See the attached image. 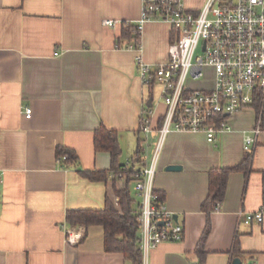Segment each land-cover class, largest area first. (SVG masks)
<instances>
[{
    "label": "crops",
    "instance_id": "0c3cea01",
    "mask_svg": "<svg viewBox=\"0 0 264 264\" xmlns=\"http://www.w3.org/2000/svg\"><path fill=\"white\" fill-rule=\"evenodd\" d=\"M182 2L196 11L205 0ZM141 5L142 0H0V264H129L121 252L104 250L101 225L70 226L65 213L103 208L107 197L117 200L112 179L90 180L78 170L110 165L109 153L94 149L100 124L118 131L121 161L141 137L148 147L143 166L151 162L165 105L154 93L157 84L142 83L135 57L163 62L174 32L168 22L150 20L142 26L138 49L127 40L117 46L122 22L134 23ZM104 19L116 22L105 25ZM149 98L151 129L145 136L139 126ZM24 107L31 108L29 115ZM256 119L252 107L235 114L232 129L215 142L202 132L166 134L153 188L176 214L183 237L150 248L144 264L199 261L195 248L206 222L200 204L208 171L243 159L244 134ZM58 146L76 153V167L60 165ZM250 156V170L229 174L224 199L210 214L203 264H231L235 257L240 264H264V130ZM168 165L180 169L166 170ZM257 212L261 221L244 222ZM80 225L83 237L67 243L66 229Z\"/></svg>",
    "mask_w": 264,
    "mask_h": 264
},
{
    "label": "built area",
    "instance_id": "2783aa9c",
    "mask_svg": "<svg viewBox=\"0 0 264 264\" xmlns=\"http://www.w3.org/2000/svg\"><path fill=\"white\" fill-rule=\"evenodd\" d=\"M150 20L169 22L174 38L163 62L149 64L141 55L135 57L142 83L157 84L165 105L151 162L135 173L142 260L156 244L183 237L182 224L153 188L156 161L166 134L173 130L202 132L208 141L215 142L219 134L232 129L231 118L250 107L256 110L257 119L244 134L246 153H252L264 130V0H205L196 11L186 9L182 0H142L134 24L140 32ZM115 22L102 21L105 25ZM132 47L138 49L139 45ZM198 49L201 52L197 53ZM199 79L202 84L192 86ZM24 113L29 115L31 108L24 107ZM151 116V109L141 116L145 136L151 129ZM66 157L63 154L61 158ZM114 176L113 172L108 175ZM117 177L123 179L121 174ZM253 219L261 221L262 212L248 213L243 220L249 223ZM82 237L81 225L66 229L67 243L76 244Z\"/></svg>",
    "mask_w": 264,
    "mask_h": 264
},
{
    "label": "trees",
    "instance_id": "16d2710c",
    "mask_svg": "<svg viewBox=\"0 0 264 264\" xmlns=\"http://www.w3.org/2000/svg\"><path fill=\"white\" fill-rule=\"evenodd\" d=\"M122 40L132 41L135 47L139 45L140 32L134 23L122 22L121 32L116 41L117 46H120ZM127 44L125 47H127ZM146 109H150V106ZM141 125L142 121H140L139 131H141ZM93 143L96 151H107L109 153V167L102 170H78L90 180L105 181L112 179L117 200L114 202L107 197L104 207L100 209H68L65 213V221L70 226L79 224L84 227L101 225L104 236V250L106 252H121L129 264H143L142 254L138 248L140 239V224L138 221L140 196L137 191L134 195L131 188V184L134 187L137 179L135 173L144 165L142 138H137L136 147L128 157L127 163L121 161L120 158L122 148L116 129L100 124L94 130ZM63 154H67L64 159L61 158ZM250 155L246 153L243 159L234 166H217L208 171V192L200 204V209L205 214L206 222L195 248V253L199 259L196 264H203V258L206 255L205 242L211 229L210 214L219 209L224 199L228 176L233 171H242L247 174L251 166ZM56 158L62 167H76L77 165L76 153L67 147L58 146L56 148ZM110 172L114 173L115 176L113 178L108 177ZM118 174L123 175V179L118 178ZM117 180L122 181V184L116 185ZM154 191L157 193L158 198L163 199L162 192L155 189ZM237 252L238 248L234 247L233 253Z\"/></svg>",
    "mask_w": 264,
    "mask_h": 264
},
{
    "label": "rangeland",
    "instance_id": "374dc122",
    "mask_svg": "<svg viewBox=\"0 0 264 264\" xmlns=\"http://www.w3.org/2000/svg\"><path fill=\"white\" fill-rule=\"evenodd\" d=\"M163 21H165V20H163ZM167 22V21H166ZM169 23V22H168ZM169 25H170V28L172 27L171 26V24L169 23ZM199 52H201V50L200 49H198L197 50V53H199ZM202 79H199V80H197V81H193V83H192V86H199V85H201L202 83ZM159 89H158V93H157V91H156V89H154V93H155V95H157L158 94V99L159 100H161V98H160V96H159ZM162 101V100H161ZM142 145H143V147H144V152H143V155L145 156V155H147V151H148V147H147V144H146V142H145V139H143V141H142ZM134 149H135V147H133V146H131L129 149H128V154H132L133 153V151H134ZM129 155V156H130ZM133 187V184H131V188Z\"/></svg>",
    "mask_w": 264,
    "mask_h": 264
},
{
    "label": "water",
    "instance_id": "95a60500",
    "mask_svg": "<svg viewBox=\"0 0 264 264\" xmlns=\"http://www.w3.org/2000/svg\"><path fill=\"white\" fill-rule=\"evenodd\" d=\"M147 105L150 106L151 105V98L148 99L147 101ZM166 170H178L180 169V166L179 165H168L165 167ZM174 217L176 218V214H174ZM231 264H240V258L239 257H235L233 258L232 260V263Z\"/></svg>",
    "mask_w": 264,
    "mask_h": 264
}]
</instances>
